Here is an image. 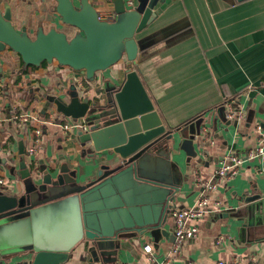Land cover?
<instances>
[{"label": "water", "instance_id": "95a60500", "mask_svg": "<svg viewBox=\"0 0 264 264\" xmlns=\"http://www.w3.org/2000/svg\"><path fill=\"white\" fill-rule=\"evenodd\" d=\"M163 1L135 0L128 6L113 0L116 16L103 20L94 0H55L62 22L76 32L69 36L40 27L34 38L14 25L9 4L0 6V52L10 48L28 66L56 60L94 81L98 72L124 64L123 77L104 79L95 98L75 83L47 94L58 112L87 121L90 129L77 136L81 156L89 161L62 156L34 171L20 149L19 169L8 165L20 187L0 190V264H68L76 258L82 264H128L127 253L139 259L146 241L175 239L168 219L183 180L176 179L181 173L172 152L185 150L189 159L197 155L194 140L204 118L168 128L134 68L149 47L150 37L138 34L156 19L154 9ZM261 193L218 217L237 216L244 227L263 225Z\"/></svg>", "mask_w": 264, "mask_h": 264}, {"label": "crops", "instance_id": "0c3cea01", "mask_svg": "<svg viewBox=\"0 0 264 264\" xmlns=\"http://www.w3.org/2000/svg\"><path fill=\"white\" fill-rule=\"evenodd\" d=\"M7 4L12 7L14 25L19 30L26 28L33 38L40 27L45 31L56 27L69 36L76 32L62 22L55 11V0H0L3 9ZM94 6L103 20L116 16L113 0H94ZM154 11L156 19L138 34L142 39L150 37L149 47L140 52L134 68L168 128H184L201 117L202 130L211 128L210 139L196 136L197 155L189 159L185 150L172 152L181 173L176 179L183 180L172 209H182L193 206L199 198L200 191L193 183L196 169L203 178H212L222 157L244 155L264 137V0H164ZM81 74L87 94L95 98L101 95L104 79L123 77L124 64L100 71L90 81L84 71L56 60L32 68L14 50L0 52V177L6 180L0 190L13 193L20 187V178L10 174L8 165L15 164L19 169L20 149L27 152L32 131L38 125L17 122V112L35 115L37 111L36 117L44 118L42 141L33 156L39 163L55 164L69 155L88 163V158L81 156L79 130L68 139L60 131L59 120H51L50 114L67 117L58 113L47 98V94H57L60 87L76 84ZM231 98L245 110L244 119L226 117L225 104ZM26 157L31 164L27 153ZM263 165L259 158L244 162L238 175L220 185L211 200L235 209L245 206V199L264 192ZM172 209L168 227L173 235ZM244 222L237 216H206L197 222L198 236L182 244L181 255L172 254L173 237L162 238L158 245L154 241L140 245L139 259L127 253L128 264H152L144 249L148 244L152 245L155 264H164L171 257L170 264H216L219 260L231 261L234 256L264 264V224L244 227ZM76 260L68 264H82Z\"/></svg>", "mask_w": 264, "mask_h": 264}, {"label": "built area", "instance_id": "2783aa9c", "mask_svg": "<svg viewBox=\"0 0 264 264\" xmlns=\"http://www.w3.org/2000/svg\"><path fill=\"white\" fill-rule=\"evenodd\" d=\"M128 6L133 5V0H126ZM77 87L84 93H88V86L85 82V77L81 74L76 77ZM3 85L2 79L0 78V86ZM226 117L230 120L240 121L245 117V110L242 106L236 105V99L231 98L225 104ZM58 112V111H57ZM37 114V111H35ZM59 113V112H58ZM36 114L30 112H17L14 115V118L19 123H27L31 121L32 123H37L31 134V142L27 148V155L31 161V166L34 171H38L40 167L39 161L33 158L34 155L38 152L39 143L42 141L43 129L42 123L43 119H38ZM40 114H38L39 116ZM51 120L57 121L60 131L68 138H73L72 134L75 131L83 130L88 131L89 125L84 118H80L76 121L72 119H64L63 116L59 115L56 118V113L51 112ZM202 130V128H201ZM210 127H204L201 131V136L204 138L210 139ZM261 159L264 161V137L260 138L257 144L249 149L244 155L239 154H229L221 158V164L216 169L215 174L212 178L205 179L199 175L198 170L193 174V183L194 186L199 189L200 195L196 203L188 208L182 209H172V216L174 220V235H175V245L172 251L173 256L181 255L182 244L189 239H193L199 234L198 220L205 218L206 216H218L227 212L231 207L220 200H211V194L215 192L220 185H223L231 177L238 175L241 166L246 161H251L253 159ZM261 172H264V165L261 168ZM6 182L4 177H0V189L2 185ZM145 251L148 253V256L154 263V251L152 245L148 244L144 247ZM173 257L170 258V261L165 262L164 264H170ZM159 264V263H158ZM163 264V263H162ZM216 264H256L255 261H251L242 256H234L231 261L219 260Z\"/></svg>", "mask_w": 264, "mask_h": 264}, {"label": "trees", "instance_id": "16d2710c", "mask_svg": "<svg viewBox=\"0 0 264 264\" xmlns=\"http://www.w3.org/2000/svg\"><path fill=\"white\" fill-rule=\"evenodd\" d=\"M45 65H47V62H43L42 63V66H45ZM28 66V65H27ZM29 67H32V68H34V67H37V66H34V65H29Z\"/></svg>", "mask_w": 264, "mask_h": 264}, {"label": "rangeland", "instance_id": "374dc122", "mask_svg": "<svg viewBox=\"0 0 264 264\" xmlns=\"http://www.w3.org/2000/svg\"><path fill=\"white\" fill-rule=\"evenodd\" d=\"M78 72H81V73H83V71H78Z\"/></svg>", "mask_w": 264, "mask_h": 264}]
</instances>
